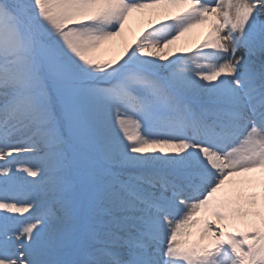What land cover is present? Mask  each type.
I'll use <instances>...</instances> for the list:
<instances>
[{
  "label": "snow or ice",
  "instance_id": "6c2138e0",
  "mask_svg": "<svg viewBox=\"0 0 264 264\" xmlns=\"http://www.w3.org/2000/svg\"><path fill=\"white\" fill-rule=\"evenodd\" d=\"M0 264H264V0H0Z\"/></svg>",
  "mask_w": 264,
  "mask_h": 264
},
{
  "label": "bare ground",
  "instance_id": "6f19581e",
  "mask_svg": "<svg viewBox=\"0 0 264 264\" xmlns=\"http://www.w3.org/2000/svg\"><path fill=\"white\" fill-rule=\"evenodd\" d=\"M134 19H138L137 22H134ZM148 19L149 17H139V14H134V17L130 19V25H126V32H125V38H115L112 41L106 42V44L103 46L104 51L101 53H98L101 60H108V61H118L120 60L121 56L124 55V48L126 44H131L133 41V38L138 35V29H140V32L148 27ZM153 22L154 21V18ZM206 31V28H197L194 29L191 33L185 34L180 39L179 43H183L186 46H180L181 44L176 43L175 46H169V49H165V51L169 52L170 58H171V52L175 51L177 54L185 53L187 50L195 48L196 44L199 43L200 40L203 39V35ZM140 34V33H139ZM238 227L243 228L244 223H238Z\"/></svg>",
  "mask_w": 264,
  "mask_h": 264
},
{
  "label": "rangeland",
  "instance_id": "374dc122",
  "mask_svg": "<svg viewBox=\"0 0 264 264\" xmlns=\"http://www.w3.org/2000/svg\"><path fill=\"white\" fill-rule=\"evenodd\" d=\"M130 21H131V20H129L128 23L126 24L127 26L130 25ZM133 21H134V22H137L138 19H134ZM139 33H140V29H138V35H139ZM181 38H182V37H181ZM181 38H180V39H181ZM179 42H180V40L176 41V42H175L173 45H171V46H175L176 43L181 44V43H179ZM180 46H186V45H184V42H183ZM192 49H193V48H192ZM187 51H188V50H187ZM187 51H186V52H187ZM103 61H108V60L106 59V60H103Z\"/></svg>",
  "mask_w": 264,
  "mask_h": 264
}]
</instances>
